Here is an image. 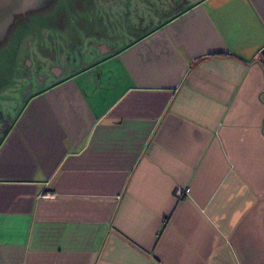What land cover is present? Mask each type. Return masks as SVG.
Wrapping results in <instances>:
<instances>
[{
    "label": "crops",
    "instance_id": "crops-1",
    "mask_svg": "<svg viewBox=\"0 0 264 264\" xmlns=\"http://www.w3.org/2000/svg\"><path fill=\"white\" fill-rule=\"evenodd\" d=\"M91 4L0 94V264H264V0Z\"/></svg>",
    "mask_w": 264,
    "mask_h": 264
},
{
    "label": "rangeland",
    "instance_id": "rangeland-1",
    "mask_svg": "<svg viewBox=\"0 0 264 264\" xmlns=\"http://www.w3.org/2000/svg\"><path fill=\"white\" fill-rule=\"evenodd\" d=\"M83 2L84 0H50L41 8L14 16V23L6 37L0 41V94L3 90L10 89L9 87H15L31 40L37 41L45 37L53 42L55 37L61 40L65 35L78 39V30L93 27L83 19L85 12L90 11L92 14L94 11L92 0H86V9H83ZM42 15H46V19L38 20ZM33 50H38V46H34Z\"/></svg>",
    "mask_w": 264,
    "mask_h": 264
},
{
    "label": "water",
    "instance_id": "water-1",
    "mask_svg": "<svg viewBox=\"0 0 264 264\" xmlns=\"http://www.w3.org/2000/svg\"><path fill=\"white\" fill-rule=\"evenodd\" d=\"M50 0H0V41L15 15L38 9ZM41 6V7H40Z\"/></svg>",
    "mask_w": 264,
    "mask_h": 264
},
{
    "label": "flooded vegetation",
    "instance_id": "flooded-vegetation-1",
    "mask_svg": "<svg viewBox=\"0 0 264 264\" xmlns=\"http://www.w3.org/2000/svg\"><path fill=\"white\" fill-rule=\"evenodd\" d=\"M41 7V6H40ZM38 20H40V21H44L45 19H46V15H42V16H40L39 18H37ZM14 23V19L12 20V22H11V24L8 26V28L6 29V32H5V37H6V35H7V32L9 31V29H10V27H11V25ZM21 25V24H20ZM24 25V24H23ZM22 25V26H23ZM21 26V27H22ZM56 38V37H55ZM33 40H31L29 43V48H28V51H27V55H31L32 56V59H35L34 58V56H35V54H36V51L34 52V50H33V48H34V46H36L37 45V41H34V44L31 46V42H32ZM39 52H42L41 50L39 51ZM43 68H44V66L42 65V64H35L34 65V67H31V66H29V67H27L25 64H23V69L22 70H20V75L22 76V78H23V80H24V83L26 84V86L24 87V89H27L28 88V85H30L31 84V77L35 74V73H37L38 71L39 72H42V70H43ZM24 84V85H25ZM22 89H23V87H22ZM0 123H4V119L1 117V115H0ZM2 128H0V134H1V132H2Z\"/></svg>",
    "mask_w": 264,
    "mask_h": 264
},
{
    "label": "built area",
    "instance_id": "built-area-1",
    "mask_svg": "<svg viewBox=\"0 0 264 264\" xmlns=\"http://www.w3.org/2000/svg\"><path fill=\"white\" fill-rule=\"evenodd\" d=\"M181 193H182V190H180V189H176V191H175V195H176V196H180Z\"/></svg>",
    "mask_w": 264,
    "mask_h": 264
}]
</instances>
